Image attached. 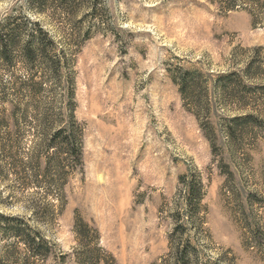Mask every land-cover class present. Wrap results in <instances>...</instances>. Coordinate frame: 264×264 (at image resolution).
Returning <instances> with one entry per match:
<instances>
[{"label": "rangeland", "instance_id": "1", "mask_svg": "<svg viewBox=\"0 0 264 264\" xmlns=\"http://www.w3.org/2000/svg\"><path fill=\"white\" fill-rule=\"evenodd\" d=\"M58 2L39 13L0 0V27L23 43L39 23L45 57L63 64L51 81L43 60L0 59V214L49 241L50 255L30 261L85 264L82 221L99 234L98 264H174L186 243L192 264H264V0H71L66 12ZM181 71L197 74L195 105L174 80ZM71 76L83 166L61 181L45 149L53 127L35 106L63 114ZM248 114L229 135L231 119ZM45 174L67 178L64 196L46 194ZM191 182L201 188L193 215ZM24 254L0 235V264Z\"/></svg>", "mask_w": 264, "mask_h": 264}, {"label": "trees", "instance_id": "2", "mask_svg": "<svg viewBox=\"0 0 264 264\" xmlns=\"http://www.w3.org/2000/svg\"><path fill=\"white\" fill-rule=\"evenodd\" d=\"M69 1L71 0H59V4L53 7L66 12V5ZM29 2L39 13H45L47 9L50 8V6L47 5L49 0H29ZM35 25L38 27L36 30L37 37L32 35L33 40H25L23 43L16 40L19 35L14 28L7 30L0 27V59L7 61L12 54L19 53L27 65H30L32 68H38L37 65L40 67V60H43V63L47 65V70L51 74V81H55L57 77L56 75L62 69V61L60 58L56 59L52 57L47 59L45 57V50L48 47L42 46V43L46 41L44 36H47V33L39 23ZM50 41L49 43L53 44V41ZM196 75V72L181 71L177 78L174 77V80L180 87L182 96L189 104L192 105H195L198 102ZM231 77V75L221 77L217 84L224 95H230L233 93L230 88L232 84ZM67 83V96L63 114L55 113L54 103L49 104L47 108L42 107L40 103L35 106V109L38 111H41L44 108L43 118L48 121L47 125L53 127V132L47 146H45V149L52 152L51 165L55 170L56 175L61 177V181L64 177H66V172L75 171L83 166L84 129L76 117L77 104L75 78L71 76ZM42 89V84H39L38 88L36 90H32V92L36 95ZM58 115H62L63 118L62 116L58 117ZM247 120H254V115L248 114L231 119L234 125L229 126L228 134L233 136L236 130L242 129L243 125L249 122H245ZM45 176V184L41 187H44L43 189L46 194L56 198L64 196L65 186L68 182L67 178H65L63 183L60 184L61 182H59L58 179L47 180V175L45 174ZM200 190L201 188L199 182H191L186 186L187 205L189 210H191V215H193V208L196 204H198V199H200ZM76 227L78 240L82 243V245L84 244L85 246L86 244L84 249L86 251L83 254L84 263H100L99 255L102 249L99 246L100 237L98 232L96 230L93 231L89 224L82 221L77 222ZM0 235L6 238H14L19 244L24 246L25 254L23 257V264H34V262L30 261L31 259L40 261L46 259L50 255L49 241L39 230L31 226V224L22 217H11L0 214ZM94 239L96 243L90 251L88 250V246L90 245L88 242L92 240L94 241ZM189 249L190 243H186V245L177 244L174 251V264H192L191 252ZM18 259L19 257L17 258V262L19 261Z\"/></svg>", "mask_w": 264, "mask_h": 264}]
</instances>
